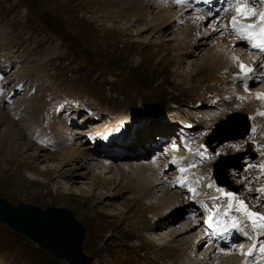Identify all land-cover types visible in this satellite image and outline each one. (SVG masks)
<instances>
[{"label": "rangeland", "instance_id": "rangeland-1", "mask_svg": "<svg viewBox=\"0 0 264 264\" xmlns=\"http://www.w3.org/2000/svg\"><path fill=\"white\" fill-rule=\"evenodd\" d=\"M117 1L0 0V54L8 57L14 66L11 71L2 72L5 73L6 79L10 78L13 81L16 78H31L32 80L28 83L31 87H33V82H36L35 88L30 91V93H34L31 96L19 94L12 104L3 105L0 102V109L5 114H10V119H14L17 123L18 121L25 123L23 128L21 124H17V128L23 133V136L17 139L20 151L16 157L19 159L15 163L12 162L11 167L12 163L4 165L0 158V197L6 198L13 204L30 203L43 209L60 207L71 210L86 230L85 258L81 264H196L195 257L190 253L196 254L194 250L198 247L200 252L196 258L199 260L209 242L205 246L203 244L198 246L200 241L194 242L193 244L196 246L191 248L190 233L172 241L168 237L170 231L167 230L170 229L172 222L161 225L152 231V228L160 221L164 222L162 216L167 212L168 208L166 207L173 203L172 196L165 188L170 185L169 181L166 182V186H159L162 188L157 191V194L154 193L149 197L147 195L144 198L139 197L138 192L142 193L143 190H138L136 185L126 180L125 171L122 172L121 179L117 180L116 165L121 163L128 165L131 162L133 165L145 164L148 161V163L164 161L166 164L167 161L166 167L164 165L163 171L159 172L164 180L170 176L175 177L178 190L171 186L169 188L176 191L177 196L180 191L194 192L199 185L204 192L206 179L202 178L208 174L202 169V164L195 159L200 157L201 148L197 146L195 151L182 154L181 149H172V145L179 143L176 138L180 139L181 125L175 120V126H168L166 129L160 126L162 122L166 124L171 119V114H167L166 108L168 106L171 108L174 105L171 101L174 100H178L182 104L183 112H193L197 108H201L200 104L196 105V102H204L207 106H211L208 98H214V94L220 95L219 92L223 93V90L228 86L233 94L236 90L249 88L263 82L264 79L260 75L264 74V68L261 66L262 64L252 63L251 55L253 54L246 55V58H242L239 54L238 62L229 61L218 69L200 65L207 62L206 60L215 51L214 47L220 44L215 39L220 36L225 37L226 41L233 39L231 23L228 17L224 16L227 13L220 17L223 27L213 33L216 26L212 30L208 27L212 19L217 18L216 16L198 15L194 9L174 5L171 0H156L155 5H150V14L139 22H136L133 16L128 21L120 16L115 17V13L109 10L115 8ZM166 1L174 9L186 8L189 13H184L183 17L181 16L175 21L165 12L167 11L164 9ZM238 9L237 7L235 14L240 16L241 13L237 11ZM158 11H161L158 18H154L155 12ZM199 16L202 18H197ZM193 18L196 19L195 22H193ZM124 24L128 26L126 31L123 30ZM196 24H201L197 28L198 34L196 31L192 33L193 26L197 27ZM114 25L115 27H113ZM205 28L208 29L207 32ZM219 32L220 35H218ZM16 33L21 37H15ZM50 46H52L51 52L54 54L44 58V52ZM242 47V45L238 47L237 52ZM242 59L247 60L248 65L253 64L252 72H250L249 66H240L239 62H245ZM241 68L245 70L243 73L240 71ZM249 75L253 76L252 80L255 82L246 85L245 80ZM256 88L252 87L247 90L253 92L256 91ZM257 90L259 97L256 100L251 96L242 97V95L239 100L235 95L233 104L225 103L224 105L234 106L238 103L236 109L227 107L226 114L210 120V123L206 119L204 130L203 125L199 126V130L211 131L210 136H222L224 133L216 131L217 124L220 120L227 119L234 111L247 114L249 118L251 116V120L256 119L262 114L260 107L264 105V88L261 87ZM3 92L4 90L1 91V94ZM231 93L227 94L224 99L220 98L219 101H228L229 96H234ZM62 105L67 109L75 110H77V106H80L79 108L82 110H77V114L79 120L83 121L85 125L70 127L68 124L70 119L67 120L64 115L57 118L52 117L48 121V116ZM204 108L202 107V109ZM86 109L92 112L89 113ZM129 109L134 112L137 126L132 125V142L129 141L124 146L126 147L124 153L107 162L115 165L114 169L110 164L107 165L109 168L102 165L95 167L94 172L92 168L97 165L98 161L89 164L84 162L83 168H90L91 171L88 170L87 173L76 179L63 176L55 178L56 170L62 172V168L71 169L73 166L75 168L78 162L75 164L72 161L67 165L60 166L59 160L55 156L53 159H47L49 155L68 146L58 147L55 138L51 139L50 137L52 145L44 143L43 145L39 139L35 141L34 135L38 134L35 132L39 126L46 130L48 128L56 130L57 123L64 124L65 132L62 134L64 135L66 129L70 128L71 135L75 136H73L75 139L70 142L64 141L65 144H72L74 148L79 145L84 149L88 144H93L91 139L98 137L99 131L95 127L102 124L107 116L126 114L130 111ZM27 110L28 113L25 112ZM74 114L76 115V111ZM210 115L207 113L206 118ZM37 117H39L38 127L34 126ZM190 117L197 116L191 115ZM237 119L243 120L241 117H237ZM123 120L125 119L117 122L121 124L124 122ZM5 125L6 122L0 125V137ZM31 125L33 126L31 127ZM48 125L49 127H47ZM145 125L150 127L148 128L150 132L140 129ZM91 126L94 127V130L88 134ZM75 129L83 130L84 133H73L76 131ZM256 130V127L251 126L250 135L244 140L235 141L232 145L233 149L247 150L252 140L251 134L252 132L255 134ZM145 131L148 133L138 134ZM167 137L171 138L167 139ZM255 140L261 142L262 136ZM30 142H32L31 146ZM0 143V149L3 150L4 142ZM262 145L264 143H261ZM114 149L112 148V150ZM235 152L237 151H227L225 154ZM37 154L41 155L39 156L41 161L36 159ZM122 156L128 157L124 158L125 160L119 159ZM51 164L52 167L49 166ZM184 164L191 166V170L183 167ZM178 165L183 167L180 172H171ZM34 166H37L40 171L33 169ZM47 171H50L49 174ZM131 173L132 171H128V174ZM93 174H99L100 178L93 177ZM109 179H115V181H109ZM171 179L168 178L172 181ZM198 180H200V184H198ZM184 182L186 186L179 185ZM123 184L124 187H122ZM141 186L144 187L145 184L141 183ZM176 186L174 185V187ZM180 187H186L187 191L179 189ZM187 197H189V193H184L181 197L182 200L184 199V203L185 201L186 203L190 202ZM188 208L194 210L191 219L189 216V219L194 221L207 210L199 209L194 205ZM241 215L245 218L249 217L247 213ZM186 223L185 220H182L176 224L178 227L183 225L187 227L188 223ZM168 225L169 227H166ZM198 229H203L202 221ZM160 232L161 234H159ZM202 234L205 235L203 231ZM243 243L239 241L236 247L228 249L239 251L237 247L242 245L244 248ZM262 256H264L263 253ZM96 258L102 261L98 259L96 261ZM212 258L209 257L210 260ZM251 261L252 264H257L254 260L251 259ZM200 262L197 261V264ZM0 264L68 263L56 258L24 234L12 230L6 223L0 222ZM207 264H217V262Z\"/></svg>", "mask_w": 264, "mask_h": 264}, {"label": "bare ground", "instance_id": "bare-ground-1", "mask_svg": "<svg viewBox=\"0 0 264 264\" xmlns=\"http://www.w3.org/2000/svg\"><path fill=\"white\" fill-rule=\"evenodd\" d=\"M94 1V0H93ZM165 1V0H164ZM66 2V1H65ZM154 2H157L156 0H118L117 2H115V8H113V9H110L109 11L110 12H112V13H115L114 14V16L115 17H117V16H120V18H125L127 21L129 20V18L131 17V16H133L134 18H135V21L137 22H139V21H141V20H144L149 14H150V5L151 4H154ZM80 4V3H79ZM78 4V5H79ZM93 4V3H92ZM155 5V4H154ZM165 6V8L164 9H167V11H165V12H167V14L168 15H170L171 16V18L172 19H174L175 21H176V19H178L179 17H183L184 16V13H189V11L188 10H186V8L185 9H182V8H184L185 6H183L182 8H180V9H178V8H175V9H177L176 11H175V9H174V7L171 5V4H169V3H167V1L165 2V4H164ZM86 6V5H85ZM89 7V6H88ZM93 8V7H92ZM182 9V10H181ZM88 10V9H87ZM162 11H163V9H162ZM169 11V12H168ZM161 12V11H160ZM159 11L156 13L155 12V15H154V18H158V16H159V13H160ZM119 14V15H118ZM166 14V15H167ZM113 15V14H112ZM163 15V14H162ZM165 15V16H166ZM186 15V14H185ZM189 15V14H188ZM193 15H194V13H193ZM199 15V14H198ZM221 15H223V14H219V15H217V14H215L214 16H216L217 18H214V19H212V21H211V24L209 25V27L208 28H210L211 30H212V28H214L215 26H216V29H214L213 30V33H215L216 31H217V29H219V28H221V27H223V21H222V19H220V17H222ZM108 16V15H107ZM169 16V17H170ZM195 16V15H194ZM225 16V15H224ZM114 17V18H115ZM196 17V16H195ZM197 18H200V16L199 17H197ZM202 18V17H201ZM200 18V19H201ZM104 19H106V18H104ZM116 19V18H115ZM115 19H114V21H115ZM194 19V18H193ZM223 20H224V18H223ZM196 21V19H194V21L193 22H195ZM198 21V20H197ZM203 21V20H202ZM201 21V22H202ZM225 21V20H224ZM197 23V22H196ZM191 25L193 24V23H190ZM195 24V23H194ZM191 25H189V26H191ZM197 25V24H196ZM199 25V24H198ZM197 25V27L196 26H193L194 27V29H193V32L192 33H194V31H196V33H197V28L198 27H200V25L198 26ZM105 26V25H104ZM188 26V27H189ZM113 27H115V25L113 26ZM202 27V26H201ZM204 27V26H203ZM225 27V26H224ZM227 28V27H226ZM128 29V26H127V24H124V28H123V30L124 31H126ZM186 29V28H185ZM206 29V28H205ZM204 29V30H205ZM187 30V29H186ZM189 30V29H188ZM207 30L208 29H206L205 31L207 32ZM225 31V30H224ZM229 31V30H228ZM227 32V31H226ZM127 33H129L128 31H127ZM184 33V32H183ZM191 33V32H190ZM212 33V34H213ZM198 34V33H197ZM208 34H209V32H208ZM207 34V35H208ZM211 34V35H212ZM128 35V34H127ZM218 35H220V32H219V34ZM223 35H225L226 36V34H223ZM194 36V35H193ZM15 37H17V38H20L21 36H19L17 33H16V36ZM218 37V36H217ZM229 38V37H228ZM195 39V38H194ZM197 39V38H196ZM215 39V38H214ZM216 40V42L217 43H220V44H218L216 47H214L215 48V51H213V53L209 56V59L208 60H206L207 62L206 63H203V64H200V65H202V66H204V65H206V67L207 66H209L211 69H215V68H219V67H222V66H225V64L224 63H228L229 61H231V62H233V63H236V62H238V60L240 59L239 58V52H240V50H238L239 52H237V48L238 47H240L241 46V44H243V46H244V42L243 41H240V40H225V37H218L217 39H215ZM195 41V40H194ZM22 42V41H21ZM190 42V41H189ZM193 42V41H192ZM196 42V41H195ZM185 44V43H184ZM51 48H52V46H50V47H47V49H46V51L44 52V58H46V57H48V56H50L51 54H54V52H51ZM255 54H253V55H251L252 56V63L254 62L255 64H262L261 66L264 68V65H263V62H264V57L263 56H261V55H257L256 57L254 56ZM253 63V64H254ZM253 64H250L249 65V69H250V72H252L253 70H254V66H253ZM228 65V64H227ZM196 66H197V64H196ZM225 68V67H224ZM236 74V73H235ZM262 75H264V74H261L260 75V77H263L262 79H264V76H262ZM229 77V76H228ZM252 75H249L247 78H246V80H245V84L246 85H250L251 84V82H255V81H253L252 80ZM243 81V80H242ZM258 82V81H257ZM243 86H244V84H243ZM245 87H247V86H245ZM245 92L242 94V97H248V96H251V97H253L255 100L256 99H258V97H259V91L257 90V88H256V91H253V92H248V90H247V88H245V90H244ZM185 100V99H184ZM261 102V101H260ZM26 106V105H25ZM28 108V107H27ZM130 110V109H129ZM137 110V109H136ZM31 111V110H30ZM24 112V111H23ZM26 113H28V110L27 111H25ZM37 112V111H36ZM25 113V114H26ZM30 113V112H29ZM33 113V112H32ZM24 114V115H25ZM34 114V113H33ZM39 114V113H38ZM236 114H242L243 116H244V119H245V123L247 124V128L245 129V134L242 136L243 137V139L242 140H244V139H246L249 135H250V132H251V122H250V118L248 117V115L247 114H244V113H239V112H236ZM15 115V114H14ZM17 115H20V114H17ZM171 115H174L173 113L171 114ZM26 116H27V114H26ZM29 116H31V115H29ZM39 116V115H38ZM10 117V114L8 115V113L7 114H5L1 109H0V125L1 124H3V123H5L6 122V125H5V127H4V129H3V131H2V133H1V137H0V142L1 141H3L4 143V146L2 147L3 148V150H1L0 149V158H2L1 160H2V162H3V164L4 165H6V164H8V165H10L12 162H14L15 163V161H17V159H19L18 157H16V155H17V153H19V151H20V148H19V145H18V143H17V139L18 138H20V137H22L23 136V133H22V131L19 129V128H17V124H21L22 126V128L24 127V125H25V123H19V121H18V123L17 122H15L14 121V119L12 120V119H10L9 118ZM11 117H12V115H11ZM112 116H107L106 118L107 119H104V121H103V125H102V127H104L105 128V130H104V132H107V134L108 135H110V136H114L115 135V132H116V129L115 128H112V126L116 123L117 124V127L119 128V129H117V130H121V129H124V126L123 125H121L120 124V122H117V118L119 117V114H117L115 117H113V118H111ZM21 118V117H20ZM19 118V119H20ZM29 119V118H28ZM38 119H39V117H37L36 118V121H35V125L34 126H37L38 127V124H37V122H38ZM22 120V119H21ZM26 121V120H25ZM34 121V120H33ZM124 121V120H123ZM122 122V121H121ZM29 124V123H28ZM64 124H58L57 123V128H56V130H52V132H53V134L51 133V137L52 138H55V142L57 143V146L59 147H64V146H68V147H65V148H63V149H59L60 151H58V152H56L55 154H51V155H49L48 157H47V159L48 158H51V159H53L54 158V156L56 157V158H58V160H59V163H60V166H62V165H67L68 164V162H72V161H74L75 162V164H76V162H78L76 165V167L74 168V166L73 167H71V169L70 168H68V169H63L62 168V172L61 171H55L54 173L56 174H54L55 175V178L56 177H59V176H63V177H68V178H72V179H76L78 176H80V175H82V174H85V173H87V171L89 170V171H91V169L89 168H83V163L84 162H87L88 164L89 163H93V161H98V163H97V165L96 166H93V168H92V170L95 172V167H97V166H107V165H111V167H112V169H114L113 167L115 166V165H113V164H111V163H107V162H109V160L110 161H112V159H114L115 157H117V156H119V155H121V153H119V154H114V155H112V156H110V157H108V155L106 154V153H101L99 150H97V151H95L94 149H93V147H94V145L93 144H88L87 145V148H82L81 146H79L78 145V147L76 146V148H74L73 146L74 145H68V144H65V142L64 141H67V142H70V141H72L73 139H75L74 137V135H71V131L69 130L70 128H67L66 129V133L63 135L62 133L63 132H65V130H63L64 129V126H63ZM33 125H31V127H32ZM173 126V125H172ZM244 126L242 125V130L244 129L243 128ZM21 128V129H22ZM46 130V128H42V127H38V130L35 132V133H37L38 132V134H37V137H34L35 138V141H38L37 140V138L38 139H40V142L42 141V139L44 138V136H45V131L44 130ZM129 129H131V127L129 128V126H128V128L126 129V130H129ZM140 129H145V130H147V131H149L148 130V128L146 127V126H143V127H140ZM166 129V128H165ZM76 130V129H75ZM164 130V129H163ZM147 131H145V132H139L138 134H142V135H144V134H146V133H148ZM75 132H77L76 134H81V133H84L83 132V130H80V131H74L73 133H75ZM150 132V131H149ZM26 135V134H25ZM57 135H59V137H56ZM85 135V134H84ZM83 135V136H84ZM74 136V137H73ZM102 136V133L101 132H99V134H98V137L97 138H99V137H101ZM81 137H82V135H81ZM80 137V138H81ZM118 136H114L112 139H111V142H113L114 144H116V141L118 140V138H117ZM144 137V136H143ZM78 138V137H77ZM144 138H149V137H144ZM32 140H34V139H32ZM58 140V141H57ZM106 140L107 139H104V143H106ZM77 142V141H76ZM132 142V141H131ZM34 143V142H33ZM78 143V142H77ZM1 144V143H0ZM76 144V143H75ZM158 144H159V142H158ZM29 145L31 146L32 145V142H30L29 143ZM154 145V144H153ZM24 146V145H23ZM117 147H121L122 146V143H117V145H116ZM126 147H123V149H125ZM130 148V147H129ZM23 151V150H22ZM41 154V153H40ZM37 154V156H36V159H38L39 161H41L42 159H41V157H39V156H41V155H43V154ZM134 154V153H133ZM161 155V154H160ZM21 156V155H20ZM126 157H128V156H122V157H119V159H124V158H126ZM158 159V158H157ZM160 159V158H159ZM118 160V159H117ZM125 160V159H124ZM144 160V159H143ZM149 162V161H148ZM143 163V164H136V165H133V164H131V163H129L128 165L127 164H124V163H121V164H117L116 165V168H115V171H116V178H118L117 180L119 181L120 179H121V175H122V172H126V174H125V178H126V180H128V182H131V183H133L134 185H136L137 186V189L138 190H143V192L142 193H140V192H138L140 195H139V197L141 196V197H145V196H147L148 195V197H149V195H152V194H157V191L159 190V189H161L162 187H159L160 185H167L166 184V182L167 181H169V183L168 184H170V185H167L165 188H167L166 189V191H168V193H169V195L170 196H172V198L173 197H176L177 195H176V191H172L171 190V188H169L170 186H172V187H174V185L176 186V184H175V177H167V178H165V180L164 179H162V177H161V173L159 172V171H163V166L165 165V163H164V161H158V162H150V163ZM81 163V164H80ZM166 163H167V161H166ZM124 164V165H123ZM12 165H13V163L11 164V167H12ZM49 166H53L52 164L51 165H49ZM87 166H90V165H87ZM125 167V168H124ZM106 168H109L108 166L106 167ZM33 169H35L36 171H38L39 170V168L37 167V166H34L33 167ZM45 169V168H44ZM56 169V167L54 168V170ZM83 169H85V170H83ZM105 169V168H104ZM124 169H126V170H124ZM10 170V169H9ZM83 170V171H82ZM40 171V170H39ZM104 171V170H103ZM128 171H132V173L131 174H128ZM48 172V171H47ZM46 172V173H47ZM50 172V171H49ZM49 172H48V174H49ZM101 172V171H100ZM99 173V172H98ZM102 173V172H101ZM105 174V173H104ZM51 175V174H50ZM99 175V174H98ZM98 175H96V174H93V177H97V178H100V176H98ZM102 175V174H101ZM182 177V176H181ZM168 178H172L171 180L172 181H170V180H168ZM177 179V178H176ZM115 181V179H109V181ZM74 181H76V180H74ZM94 182V181H93ZM34 183V182H33ZM75 183V182H74ZM141 183H144L145 184V186L144 187H142L141 186ZM172 183V184H171ZM32 185V184H31ZM99 185H100V182H99ZM122 187H124V184L122 185ZM157 187H159V188H157ZM164 187V186H163ZM179 189H181V190H187L186 189V187L185 188H182V187H180ZM58 190H61V189H58ZM59 192V191H58ZM67 193H70V192H67ZM187 193H189L190 194V192H186V194ZM113 194V193H112ZM155 196V195H154ZM187 196V195H186ZM159 197V196H158ZM167 197V196H166ZM166 197H165V199H166ZM187 198H190V197H187ZM186 198V199H187ZM161 200V199H160ZM168 200V199H167ZM184 200V199H183ZM187 200H189V199H187ZM157 201V200H156ZM159 201V200H158ZM165 202H167V201H165ZM169 203V202H168ZM183 204V203H182ZM185 204L187 205V207H186V205H182L181 206V204H179V205H176V207L177 206H181V208H180V210L179 211H176V212H172V213H170L168 216H167V219H166V221H164V222H159L158 223V225H156L154 228H152V231H154V229L155 228H159V226H161V225H167V223L168 222H172V224L170 225V229H167V230H169L170 232H169V234H168V237L169 238H171V240L172 241H175V240H177V238L178 237H182V235H184V234H188V233H190V247L191 248H195V246H196V244H193L194 242H198V241H200V244L198 245V246H200V245H202V243L206 240V238L205 237H207L206 236V234L204 235V236H200L201 234H202V229H198V226L200 225V223H201V221L198 223V222H196V221H194V220H190L191 219V217H190V219H189V216H190V214H188V213H186L187 212V208L188 207H190V206H193L192 204H190V202H185ZM169 207L170 206H168V207H166V208H168L169 209ZM193 208V207H192ZM191 210V209H190ZM196 210V209H195ZM197 211V210H196ZM193 212H194V210H193ZM198 212V211H197ZM184 215V216H183ZM185 215H187V216H185ZM192 215V214H191ZM180 216H183L181 219H179V217ZM176 220V222H173V221H175ZM182 220H185L187 223H188V225H187V227H184V225L183 226H179L178 227V225L176 224V223H178V222H181ZM186 223V224H187ZM195 226H196V228H195ZM166 227H169V225L168 226H166ZM166 227H164V228H166ZM159 234H161V232L159 233ZM153 235V234H152ZM203 235V234H202ZM162 236V235H161ZM167 236V235H166ZM174 237V238H173ZM192 237V238H191ZM197 238V239H196ZM196 239V240H195ZM167 240H168V238H167ZM195 240V241H194ZM240 245V244H239ZM208 247H205V251L201 254V256L200 257H202V258H200V264H207V263H210V262H213V263H216L217 262V264L219 263V264H252L253 262L251 261V257H249L248 255H245V257H242L241 258V260L240 259H237V255H234V254H232V251L233 250H230V249H228V248H230L229 246H226V247H222V248H218V249H212V244H208L207 245ZM241 247H237V250H239V251H234L235 253H243L244 251H242L244 248H242V245H240ZM197 248V247H196ZM236 249V248H235ZM241 251V252H240ZM216 256V257H215ZM209 257H213V258H218V259H209ZM221 259H222V261H221ZM208 260H210V261H208ZM253 260V259H252ZM96 261H98L97 259H96ZM95 261V262H96ZM100 261V260H99ZM220 261H221V263H220Z\"/></svg>", "mask_w": 264, "mask_h": 264}, {"label": "water", "instance_id": "water-1", "mask_svg": "<svg viewBox=\"0 0 264 264\" xmlns=\"http://www.w3.org/2000/svg\"><path fill=\"white\" fill-rule=\"evenodd\" d=\"M223 124L224 122L220 124L222 131L226 126ZM240 124V127L239 125L235 127L236 129H233L234 127L225 129L222 136L214 138L223 142L242 137L247 124L244 122ZM237 131H241V134H235ZM225 170L224 167H220L217 173L222 175ZM0 222L6 223L12 230L34 240L53 256L68 264H81L85 258L86 230L82 222L76 219L69 209L60 207L43 209L30 203L13 204L6 198L0 197Z\"/></svg>", "mask_w": 264, "mask_h": 264}, {"label": "snow or ice", "instance_id": "snow-or-ice-1", "mask_svg": "<svg viewBox=\"0 0 264 264\" xmlns=\"http://www.w3.org/2000/svg\"><path fill=\"white\" fill-rule=\"evenodd\" d=\"M239 13L244 14L248 11H250L246 6L245 7H241L237 10ZM260 20L261 22H264V13L260 14ZM232 27L235 31L239 32V33H246L248 36H253L256 35L257 33L250 31V29H254L256 27V25L254 24H246V25H241L239 28L237 27V19L235 17H233L232 19ZM259 34L264 36V27H261L259 30ZM241 67H244L243 65H241ZM231 195V194H228ZM253 215H256L255 213H253ZM261 219H264V217H261Z\"/></svg>", "mask_w": 264, "mask_h": 264}, {"label": "trees", "instance_id": "trees-1", "mask_svg": "<svg viewBox=\"0 0 264 264\" xmlns=\"http://www.w3.org/2000/svg\"><path fill=\"white\" fill-rule=\"evenodd\" d=\"M96 259H98V258H96ZM100 261H102V260H100Z\"/></svg>", "mask_w": 264, "mask_h": 264}]
</instances>
